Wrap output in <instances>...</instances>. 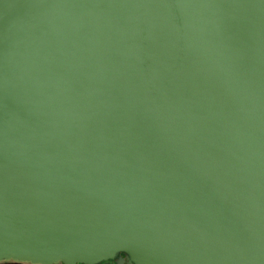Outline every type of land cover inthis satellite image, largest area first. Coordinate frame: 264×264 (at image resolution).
<instances>
[{"label":"water","instance_id":"obj_1","mask_svg":"<svg viewBox=\"0 0 264 264\" xmlns=\"http://www.w3.org/2000/svg\"><path fill=\"white\" fill-rule=\"evenodd\" d=\"M110 258L264 264V0H0V264Z\"/></svg>","mask_w":264,"mask_h":264},{"label":"flooded vegetation","instance_id":"obj_2","mask_svg":"<svg viewBox=\"0 0 264 264\" xmlns=\"http://www.w3.org/2000/svg\"><path fill=\"white\" fill-rule=\"evenodd\" d=\"M122 255L126 256V254L124 252L122 253ZM9 262H17V261L15 259H6V260L0 261V263H9ZM23 264H41V263H32L29 261H25V262H23ZM52 264H65V263L63 261H58V262H55ZM76 264H84V263H76ZM98 264H132V263H129L127 259L122 263L119 258H110V259L104 260Z\"/></svg>","mask_w":264,"mask_h":264}]
</instances>
